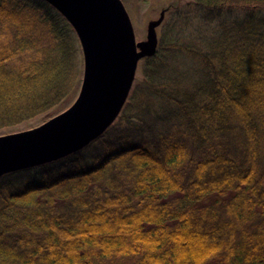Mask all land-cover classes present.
<instances>
[{
  "label": "trees",
  "instance_id": "obj_1",
  "mask_svg": "<svg viewBox=\"0 0 264 264\" xmlns=\"http://www.w3.org/2000/svg\"><path fill=\"white\" fill-rule=\"evenodd\" d=\"M141 64L103 135L0 177V264H264V0L177 7ZM80 75L54 6L0 0V132L62 113Z\"/></svg>",
  "mask_w": 264,
  "mask_h": 264
},
{
  "label": "water",
  "instance_id": "obj_2",
  "mask_svg": "<svg viewBox=\"0 0 264 264\" xmlns=\"http://www.w3.org/2000/svg\"><path fill=\"white\" fill-rule=\"evenodd\" d=\"M72 25L84 55L76 101L40 126L0 136V177L65 158L103 135L131 95L142 60L156 55L166 12L137 41L122 0H46Z\"/></svg>",
  "mask_w": 264,
  "mask_h": 264
},
{
  "label": "rangeland",
  "instance_id": "obj_3",
  "mask_svg": "<svg viewBox=\"0 0 264 264\" xmlns=\"http://www.w3.org/2000/svg\"><path fill=\"white\" fill-rule=\"evenodd\" d=\"M122 1L125 4L126 9L129 12L130 17L132 19L138 42L145 41L147 39L149 24L153 21L158 20L163 11L166 12L165 19H168L169 15L173 11H175L177 7L185 8V6L188 5L189 3L190 4L193 3V0H148V1L122 0ZM161 30H162V26H160L157 30L159 38H160ZM78 42H79L80 50H81V75H80V82H79L77 97L80 93L81 86L83 83V77H84V55H83V50H82V46H81L79 39H78ZM141 68H142V64L140 63L135 83L141 77ZM76 99L68 106V108L76 101ZM43 122H44L43 118H37L36 120L28 122L15 129L0 132V136L30 130V129L40 126L41 124H43ZM98 177H101V176H98ZM80 185L90 186L88 180H82L80 182L78 181L76 183L74 182V184L71 185L70 188L75 189L77 186H80ZM68 191L71 192L72 190L69 189ZM54 194L58 196L60 194V191L57 190L54 192ZM48 196L49 195H41L40 199L42 201L46 200Z\"/></svg>",
  "mask_w": 264,
  "mask_h": 264
}]
</instances>
